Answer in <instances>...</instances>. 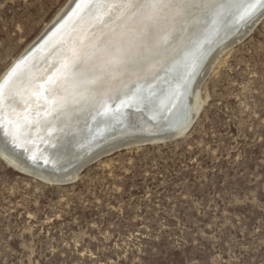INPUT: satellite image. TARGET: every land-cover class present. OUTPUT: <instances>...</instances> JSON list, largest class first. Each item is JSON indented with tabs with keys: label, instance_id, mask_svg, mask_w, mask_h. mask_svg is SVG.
I'll return each instance as SVG.
<instances>
[{
	"label": "rangeland",
	"instance_id": "rangeland-1",
	"mask_svg": "<svg viewBox=\"0 0 264 264\" xmlns=\"http://www.w3.org/2000/svg\"><path fill=\"white\" fill-rule=\"evenodd\" d=\"M68 1L0 0V77ZM213 66L177 139L65 185L0 158V264H264V16Z\"/></svg>",
	"mask_w": 264,
	"mask_h": 264
},
{
	"label": "bare ground",
	"instance_id": "bare-ground-1",
	"mask_svg": "<svg viewBox=\"0 0 264 264\" xmlns=\"http://www.w3.org/2000/svg\"><path fill=\"white\" fill-rule=\"evenodd\" d=\"M66 5L0 77V132L23 152L0 141V154L54 185L75 181L92 149L125 136L139 146L174 122L193 76L213 69L228 35L264 15V0H75L57 18ZM143 82L147 96L165 88L155 111L133 95ZM190 103L177 133L193 124L199 94ZM130 112L144 113L120 130Z\"/></svg>",
	"mask_w": 264,
	"mask_h": 264
},
{
	"label": "water",
	"instance_id": "water-1",
	"mask_svg": "<svg viewBox=\"0 0 264 264\" xmlns=\"http://www.w3.org/2000/svg\"><path fill=\"white\" fill-rule=\"evenodd\" d=\"M74 1L75 0H69L68 1V4L65 7V9L59 14V16H57V18H59L63 13L67 12L68 10L70 11L73 8L72 7V4H73ZM263 16H261V18ZM221 17L222 16H220L219 18H221ZM223 20L224 19H220V22L223 21ZM255 23L256 22H254L250 27H248L249 29L246 28L249 25H246V26L242 27L241 29L239 28L238 31L232 32L230 35H228V37L225 39V44L226 43L228 44V49H226V50H229L233 46L237 45L245 36H247L249 34V32L251 31V28L255 25ZM209 30H211V29H209ZM209 30H207L206 32H208ZM39 38H41V36H39ZM204 60L205 61L200 64V67H203V66H205L208 63L209 56L208 57L206 56L204 58ZM174 67H175V71L174 72L177 73V70L179 69L178 64L176 65V63H175L174 64ZM210 68H207L206 67L204 69V71H202L200 73L198 72L195 75V77L193 76L192 83H191L189 89L187 88V93H186V95L184 97V100L182 102V105L180 107L181 108L180 115L178 114L177 119L174 122H171L170 125L166 126L159 133H155L153 135H143L142 137H145V139H141L139 141H136L139 144V146L140 145H146V144H154V143H165V142H168V141H172L174 139H177V138H179L180 136L183 135V132L177 133V130L186 121V119L188 118V116L192 112V108H191L192 105H191L190 102H192L193 101V98H195L196 95L198 94L197 93V87L200 85L201 81H203V79L206 77L207 73L210 71ZM146 84H147V82L141 83V86H143V87L140 90L136 91V93H134L133 95H135V96L137 95L136 102L139 100L140 101V104L142 103L141 105H142L143 108H145L148 111H152V110L155 111L156 110V101L160 97V96L158 97V95L161 94L162 92H164L165 88H161L162 85H160L158 88L153 89V91L149 94V96H147L145 94L147 90H144V88H145L144 86ZM195 88H196V90H195ZM133 95H130V97L128 99H131V97H133ZM141 109L142 108H140V110L139 109H135V111L136 112L137 111H140L141 112L142 111ZM119 113H118V115H119ZM143 113L141 115L135 114V117H134V116H132V113L130 112V114H128L127 117H126V120H125L124 124L122 126L121 125L119 126L120 127V130L123 129V127H125L126 123H128V125H131L135 121V124H137L138 121H141V117L140 116H143ZM195 117H196V114L193 113V119H192L193 121H192V123L194 122ZM114 121H115V123H117L118 122V119H114ZM190 127H191V125H189L188 129ZM111 131L112 130H109L106 133V136L108 134H111L110 133ZM133 136H136L137 137V135H133ZM152 136H156V137H154L155 139H153ZM130 138L131 137H128V136L119 137L118 139H115V140L110 141V142H108V143H106L104 145H101V146H99L96 149H92V151L88 152L83 157V159H80L77 162V164H79L77 170L82 171L87 166H89V165H91V164H93V163H95V162H97V161H99V160H101L103 158H106L107 156H110V155L114 154L117 151H121V150H124V149H127V148L134 147L135 146V141H133V143L129 142V140H131ZM6 140L7 139H5V137L3 136V133L0 132V141L5 145V147H7V145H10V147L13 148L14 150H16V152L18 154H22L23 153L21 148L15 146V144H13L11 142L8 143V141H6ZM0 158L4 160V158H3V156L1 154H0ZM71 182H73V181H69V182H67V181H61L60 182L59 181V182H56V185H65V184H69Z\"/></svg>",
	"mask_w": 264,
	"mask_h": 264
}]
</instances>
